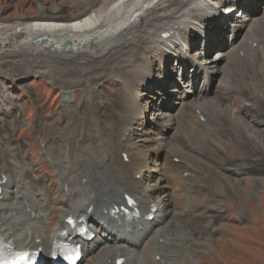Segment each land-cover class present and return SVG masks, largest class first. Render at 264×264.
<instances>
[{
  "label": "bare ground",
  "instance_id": "obj_1",
  "mask_svg": "<svg viewBox=\"0 0 264 264\" xmlns=\"http://www.w3.org/2000/svg\"><path fill=\"white\" fill-rule=\"evenodd\" d=\"M244 2L110 0L91 12L84 11L85 14L67 20L56 11L47 16L40 11L39 18L36 16L22 24V28L11 30L7 38L14 40L16 50L31 54L33 63L37 59L34 70H52L70 61L99 63L107 57L95 72L86 74L100 75L101 82L96 88L99 94L105 84H116L122 91L124 87L127 100L95 97V89L88 90L90 95L80 102L76 112L68 109L74 98L62 99L65 111L52 122L48 116H40L37 109L32 119L35 136L39 128H52L51 135L42 137L46 156L54 148H62L51 163L52 172L42 152H38L35 140L30 152L36 153V159L28 158L18 165L23 159L12 156L6 137L0 158L9 156L21 173L15 188L11 186L12 176L0 173V239L17 248L41 250L48 258L54 245L66 236L82 245L79 264L87 258H92V264H118L120 258L125 259L123 264H197L196 259L202 264L206 250L194 243L180 221L197 219L206 227L207 219L212 217L228 220L221 197L213 195L204 199V188L215 187V182L228 174H238V170L241 173L244 165L248 176L252 165L242 149L253 136L236 123L256 125L259 122L257 128L264 127L262 94L255 90L257 81L264 78V19L248 17L249 8ZM211 19L220 23L221 26L216 25L217 30L231 31L228 37L232 38L227 39L230 44L223 46L215 42L216 32L209 31L207 26ZM192 33L203 37L204 43L189 69L191 50L195 46L189 42ZM213 42L222 46L221 50L214 58L201 60L212 50ZM168 58H175L174 65H180L175 88H169L171 74L159 73L155 67L159 59L163 70ZM39 59L47 65L42 60V65L39 64ZM75 75L81 74L77 71ZM201 78L203 85L198 90ZM215 82H219L217 91L211 96ZM139 86L156 88L149 95L153 98L150 102L137 99ZM187 86L193 88L186 90ZM180 89L186 90L182 95L184 101L172 103L170 99ZM243 100L250 105L243 104ZM149 105L155 110L160 107L161 111L152 113L151 122L144 123L151 124V129L160 127L152 140H161V143L144 149L134 139L138 136L136 123L142 120ZM175 108L177 116L171 113ZM184 112H189L192 122L184 118ZM233 126L237 130L236 141L228 138L225 142L222 136L231 127L235 130ZM18 127L19 117L13 111H0L2 132ZM150 132V128L142 131ZM174 136L176 143L167 141ZM235 144L242 145L241 152L229 163L224 151ZM163 149H167L165 159L157 163L154 158ZM44 169L46 176L38 174ZM26 173L33 175L24 181ZM38 185L42 189H37ZM126 195L137 201L140 214L133 218L112 215V207L127 205ZM171 213L176 214L173 217ZM151 215H154L152 219ZM69 216L87 221L95 237L78 236L75 229L68 228ZM155 227L153 238L146 241ZM206 238L204 233L201 239ZM140 245L144 249H139ZM147 249L154 260L143 258ZM97 250L100 253L95 260L93 254ZM156 256H160L159 261Z\"/></svg>",
  "mask_w": 264,
  "mask_h": 264
},
{
  "label": "rangeland",
  "instance_id": "obj_2",
  "mask_svg": "<svg viewBox=\"0 0 264 264\" xmlns=\"http://www.w3.org/2000/svg\"><path fill=\"white\" fill-rule=\"evenodd\" d=\"M87 1L88 0H0V37H3V39H0V111H5V113L13 111V114H16L19 117V127L17 129H13L9 132H2L0 130V137H2L0 139L2 142L0 143V148L4 147L3 141H5L7 137L9 139L7 145L12 156L18 160L23 159L21 163H17L18 165L26 162L28 158L36 159V153L30 152L33 140L38 143V152H42L44 157L43 159L47 166L51 169V172V163L55 160V156L58 157L60 152H62V148L56 147L51 154L46 156L44 144L42 143V137L44 134L51 135L52 128H39L38 135L35 136L32 119L33 114L37 112V109L40 111V116L46 115L48 116V120L52 122V120L59 116L60 112L65 111L66 107L64 108L61 104L62 99L65 97L74 98L71 106H68V109H71L72 112H76L78 107L80 108V102L86 99L90 95V92L94 89L95 97L104 95L103 99L120 97L125 102L127 100V94L124 87L122 91V88L118 87L116 84H105L102 94H99L96 88L101 82L100 75L86 74L88 72H95V69H97L100 64H103L107 57L99 63H95L93 61H83L79 64L80 62L76 63L74 61H70L66 62L64 65H56L55 67H52V70L50 68L46 71H44V69L34 70L33 68L37 63V59L36 62L33 63L31 54L23 50H16L17 44L14 40L7 38V35H10L8 33L11 32V30H15V28H22V24L33 20L36 16L39 18V16L42 15L39 14L40 11L45 13L44 16L52 15V12L56 11L58 15L67 20L71 17L85 14L93 8H97L100 5L110 2V0ZM244 4L249 8L248 11L250 13L247 15L248 17H258L264 19V0H245ZM239 9L240 7L237 8V10ZM223 10L226 11L227 8L225 7ZM216 25L221 26L220 23L217 24V22L212 19L207 25L209 27V31L216 32L215 42H221L223 46L225 44H230L231 41L229 42L227 39L230 38L231 40L232 37H228V35L231 34V31L222 30L220 28L217 30ZM5 30L6 32L4 33ZM4 38L7 39L4 40ZM189 42H193L195 45L191 50V53L193 54L191 55V62H189L188 67L191 69L192 64L194 63L192 62V59L197 56V50L202 51L204 41L203 37H196L192 33L190 34ZM215 42L211 44L210 48L212 50L209 54L207 56H202L201 60L214 58L216 56V52L221 50L222 46H216ZM185 43L187 44V41H185ZM31 47H34V45L31 44ZM11 50L14 51V53ZM41 60L42 59L38 60L39 64L42 65L43 61L44 64L47 65L45 60ZM156 61V71H159V73L163 71L171 74L169 88H175L177 78L180 73V69L176 70L177 64L174 65L175 58H168L165 60V67L163 70H161L160 67L161 61L159 59ZM77 71L80 72V76L75 75ZM156 75L159 76L160 74ZM75 76L79 77L76 78ZM187 78H190V75L187 76ZM202 78L201 82L199 81V85L197 86L198 90L203 85ZM116 79L120 80V78ZM220 79L221 77H219L218 81H220ZM218 83L219 82H215L211 87V96L216 94ZM256 84L258 88L255 90L262 94L261 99L264 110V78L259 79ZM54 87H56V90H53ZM192 88V86H187L186 90H191ZM154 90H156L154 86H150L147 89L145 86H139L137 89V99L142 103L150 102L153 98L149 95H151ZM186 90L180 89L179 92L175 91L176 94L170 99V101L172 103H174V101H177L178 103L183 102L185 98H183L182 95L186 92ZM225 104L226 103L224 102V105ZM243 104L247 106L250 105V103L245 100H243ZM173 105L174 107L180 106V104ZM158 108L159 109L155 110L152 105L151 107L149 105L148 111L143 112L142 120H138L136 123V133H138V136L135 137L134 142H138L144 149H149L156 143H161V140H152L157 137L155 133L160 130V127L151 129V124L148 126L144 123L145 121L151 122L150 117L152 116V113L156 115L157 112L161 111L160 107ZM176 109L177 108L173 109L171 113L177 116ZM183 115L187 121L192 122V117L189 115V112H184ZM202 121H204V118H202ZM262 121H264V119ZM258 123L256 125H258ZM237 124H240L243 129L247 130V134L253 136V139L249 138L247 139V142L244 143L247 149L244 150L245 146L242 149L244 152L243 155H248L245 158L251 163L252 169H249L247 176V170L245 169L246 165H244L241 173H239L238 170V174H228V177L217 180L215 182V187L208 189L207 185L204 188L206 190L204 193V199L211 198L213 195L221 197V205L223 206L225 213L227 212L228 214V220H222L219 218L214 219L212 217L210 220L207 219L208 224L206 227L197 219L190 218L189 222L183 220L180 221L182 223L181 225L186 228L188 236L192 237L194 243L196 245H203L201 247H204L203 249L206 250L202 264H264V127L258 126L257 128L254 123L250 124L249 122H238L236 125ZM149 128L151 130L150 133H142L143 130ZM233 128H235V126H233ZM235 131L237 132L236 128L234 130L231 127L230 130L227 131L229 133L226 132L225 135L222 136L225 142L228 138H233V140L236 141L237 135H234ZM239 134L241 135L242 133L240 132ZM258 136L259 138H257ZM176 140V136H174L167 141L174 144L176 143ZM255 142L257 143L253 144ZM167 147L169 148V146ZM240 147L242 148V145L235 144L234 147L227 148V150L224 151L225 160L229 163L234 162L232 159L236 157V153L241 152ZM19 151L20 153H18ZM166 152L167 149H163L161 154L154 158V161L162 163L165 159ZM125 161H127V158H125ZM209 162L213 163L214 161L209 160ZM231 167L234 168L233 166ZM18 170L19 167L14 164L13 160L9 156L5 155L0 158V173H4L6 176H12V188L16 187L15 181L21 173L18 172ZM46 171L47 170L44 169V171H40L38 174L46 176ZM32 175V173H26L23 180H28L32 177ZM37 189H42V185H38ZM189 208H191V206H189ZM175 214L171 213L173 217ZM233 217L235 219H233ZM239 220L243 222H239ZM156 230L157 227L154 228L145 240H151ZM204 233L208 236V238L203 241L201 236ZM143 247L140 245L138 248L144 249ZM99 253L100 251L97 250L93 254L96 255L95 260H98L97 257ZM143 258H148V260L152 261L154 260V255L147 249ZM156 260L159 261L160 256H156ZM92 262V258H87L83 260L81 264H92ZM196 262L197 264H200L198 259H196Z\"/></svg>",
  "mask_w": 264,
  "mask_h": 264
},
{
  "label": "snow or ice",
  "instance_id": "obj_3",
  "mask_svg": "<svg viewBox=\"0 0 264 264\" xmlns=\"http://www.w3.org/2000/svg\"><path fill=\"white\" fill-rule=\"evenodd\" d=\"M22 256L24 255V254H21Z\"/></svg>",
  "mask_w": 264,
  "mask_h": 264
},
{
  "label": "water",
  "instance_id": "obj_4",
  "mask_svg": "<svg viewBox=\"0 0 264 264\" xmlns=\"http://www.w3.org/2000/svg\"><path fill=\"white\" fill-rule=\"evenodd\" d=\"M68 43V42H67Z\"/></svg>",
  "mask_w": 264,
  "mask_h": 264
}]
</instances>
